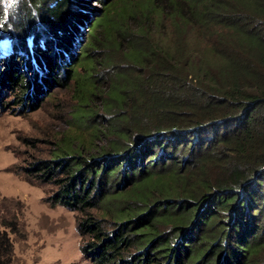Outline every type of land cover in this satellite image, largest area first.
<instances>
[{"label":"trees","instance_id":"1","mask_svg":"<svg viewBox=\"0 0 264 264\" xmlns=\"http://www.w3.org/2000/svg\"><path fill=\"white\" fill-rule=\"evenodd\" d=\"M1 1L0 42L10 48L0 52L5 64L0 67V82L19 80L24 87L27 82L20 71L29 62L17 53L19 49L27 53V38L31 36L34 42L46 38L49 47L50 43L64 45L80 13L71 8L70 0ZM95 23L78 59L85 73L64 67L65 75L69 71L75 82L76 100L86 102L105 86L95 74L97 64L112 69L101 102L106 111L117 108V116L127 126L108 127L112 137L95 158L79 160L67 154L59 162L42 160L38 170L26 178L57 182L51 204L80 212L95 207L99 194L104 200L133 196L144 200L153 187L171 195L184 183L189 192L199 186L196 205L179 199L144 212L119 205L117 224L111 230L98 218L76 216L81 238L92 236L80 248L95 264H186L180 257L185 251L190 264H222L210 255L216 253L218 244L208 247L202 242L210 230H201L196 239L192 236L198 234L201 222L215 220L219 208L231 209L235 215L251 210L257 202L252 208L258 212L259 199L264 196V0H109ZM39 41L34 56L44 72L55 71L58 49L48 53ZM96 43L103 46L104 54L89 49ZM117 55L126 66H117ZM29 84H33L32 92L42 91V85ZM70 140L60 146L61 152L77 149ZM186 148L195 151V157L190 162L180 158L175 166L180 156L176 151ZM210 165L216 168L213 174ZM57 167L62 175L55 178ZM118 175L116 184L130 181L131 188L108 190ZM157 221L171 223L173 233L179 235L175 245L155 231ZM0 224V264H10V233L24 232L16 215L2 217ZM243 226L240 221L234 228ZM224 228L220 224L222 233ZM129 233L139 236V245H126L131 240ZM150 239L143 244L142 240ZM234 243L238 259L229 264H257L252 257L246 258L262 246L257 240L250 241L241 231Z\"/></svg>","mask_w":264,"mask_h":264},{"label":"rangeland","instance_id":"2","mask_svg":"<svg viewBox=\"0 0 264 264\" xmlns=\"http://www.w3.org/2000/svg\"><path fill=\"white\" fill-rule=\"evenodd\" d=\"M108 1L70 0L71 8L77 14L80 13V16L75 20L76 27L74 25V29L71 31L72 36L67 38L68 41H65L64 45L54 46L53 43H50L51 47H49L45 43L46 38L38 37L34 42L33 38L29 36L26 40L28 54L21 49L17 53V55H23L29 62L27 67H22L20 71L25 81L24 84L27 82L26 86L21 87L18 83L19 80H10V85L0 82V219L4 216L9 218L16 215L24 232L23 235L10 233L13 242V258L10 264H95L91 258L83 254L80 248L81 244L91 239L92 236L86 234L81 238L76 227V216L90 215L91 218H98L105 229L111 230L117 224L115 210L119 205L142 208V210L138 209L142 212L148 208L157 209L160 205L165 206L170 201L178 202L179 199H188L190 205H196L197 197L202 190L197 186V189H192V192H189L184 190L186 188L184 183L180 185L179 192L166 195L153 187L149 196L144 200L134 199V196L128 200H104L99 194L96 196L95 207L80 212L59 203L51 204V195L57 187V182L52 179L38 181L26 178V175H32L38 170L39 165H42V160L57 159L59 162L58 158L67 154L77 156L79 160L95 158L101 147L112 137L108 127L121 126L125 128L127 126V122L117 116V108L106 111L101 102L103 89L109 85L113 77L112 69L101 66L100 63L97 64L95 74L99 83L105 86H100L86 102L76 100L75 82L69 71L68 75H65L64 71V67H74L76 71L85 73L84 66L78 60L81 57L80 51L85 49L88 39L95 30V20L101 15L104 4ZM0 5V11L3 12L4 5L1 0ZM42 35L46 37V33ZM38 40H40V47L47 49L48 53L52 52L51 50L55 47L58 49L57 61L59 64L55 71L44 72L43 64L40 65L38 62L40 59L34 56ZM7 46V42H0V52L2 50H5L4 53L7 52L10 48ZM89 49L97 55H102L105 52L100 43H96ZM8 54H5L4 57ZM116 58L117 66L122 64L126 66L121 56L117 55ZM1 66H5L2 61H0ZM54 74L60 78H56ZM44 76L48 79L46 81L44 78L45 82L43 83ZM29 81L39 85L38 88L42 85V91L32 92L33 84H29ZM68 138L71 139L70 142L72 141L71 145H75L77 149L71 152H61L60 146H63ZM189 151L191 150L187 148L186 150H177L176 154L180 156L178 163L174 165H179L180 158L183 157L190 162V159L195 157V151ZM144 159L145 156L141 160ZM215 169V166L210 165L209 172L213 174ZM61 172V168L57 167L53 174L54 177L62 175ZM118 179L120 180L119 175L114 185L109 186L108 184V188H110L108 190L131 188L130 181H120L116 184ZM167 196L169 198H166ZM259 201L258 212L257 208H252L257 205V202L251 206V210L250 208L243 209L242 212H236L235 215L232 214L231 209L219 208L216 210V215L213 216L215 220L208 224L201 222L202 227L199 228L198 234L196 233L192 237L196 239L200 236L201 230H210L211 234H208V239L202 242L208 247L214 243L215 246L218 244L216 253L212 255L213 252H211L210 255L215 257L213 260L219 258L222 264L224 262L229 264V261L234 263L238 259L235 250L237 246L234 243L235 235L244 231L250 241L257 240L259 245H262L254 256L248 253L246 258L252 257L257 264H264V196ZM234 202V200L231 201L232 205ZM177 207L178 205L174 209ZM251 213L257 217H253ZM234 216H237L238 221L237 219L233 221ZM231 221L234 224L231 225ZM240 221L244 226L235 229L234 226ZM220 224L225 227L224 233L220 229ZM153 225L155 231L162 235L161 238L170 239L169 245L176 244L179 235L173 233L171 223L157 221ZM1 227H3L2 224H0ZM220 230L221 233H219ZM224 234L227 235L226 238H224ZM129 235L131 244L127 243L126 245H139V236L135 233L132 235L129 233ZM200 240L198 239L196 243ZM142 241L147 245L151 239ZM181 242L186 246L189 245L187 241L181 240ZM188 254L187 251L181 252L182 263L190 264L191 260ZM197 259L199 260V258ZM201 264L206 263L202 262Z\"/></svg>","mask_w":264,"mask_h":264},{"label":"bare ground","instance_id":"3","mask_svg":"<svg viewBox=\"0 0 264 264\" xmlns=\"http://www.w3.org/2000/svg\"><path fill=\"white\" fill-rule=\"evenodd\" d=\"M6 53V52H5Z\"/></svg>","mask_w":264,"mask_h":264}]
</instances>
